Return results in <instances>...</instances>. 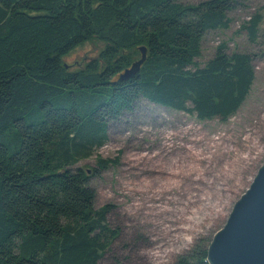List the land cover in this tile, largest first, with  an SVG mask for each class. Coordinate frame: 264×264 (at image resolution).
<instances>
[{
    "label": "trees",
    "instance_id": "16d2710c",
    "mask_svg": "<svg viewBox=\"0 0 264 264\" xmlns=\"http://www.w3.org/2000/svg\"><path fill=\"white\" fill-rule=\"evenodd\" d=\"M238 0H0V264H99L118 236L94 207L89 175L74 168L106 141L109 122L137 99L199 121H226L264 56L263 15L239 27L256 54L221 44L195 65L205 32L223 30ZM97 58L67 69L88 40ZM138 72L118 76L137 60ZM114 161L95 160L92 173ZM195 246L173 264H206Z\"/></svg>",
    "mask_w": 264,
    "mask_h": 264
},
{
    "label": "rangeland",
    "instance_id": "374dc122",
    "mask_svg": "<svg viewBox=\"0 0 264 264\" xmlns=\"http://www.w3.org/2000/svg\"><path fill=\"white\" fill-rule=\"evenodd\" d=\"M256 10L264 31V0H238L226 29L204 33L195 65L201 68L221 44L227 54L259 55L239 33ZM103 46L88 40L62 63L80 68ZM253 70L248 95L224 122L199 121L142 99L109 122L104 144L74 167L89 175L94 207L107 206V224L118 231L99 264H173L196 245L207 246L264 160V56L255 57ZM97 158L114 163L94 174Z\"/></svg>",
    "mask_w": 264,
    "mask_h": 264
},
{
    "label": "water",
    "instance_id": "95a60500",
    "mask_svg": "<svg viewBox=\"0 0 264 264\" xmlns=\"http://www.w3.org/2000/svg\"><path fill=\"white\" fill-rule=\"evenodd\" d=\"M139 58L118 76L131 79L145 59ZM206 264H264V160L247 189L232 205L227 218L206 246Z\"/></svg>",
    "mask_w": 264,
    "mask_h": 264
}]
</instances>
